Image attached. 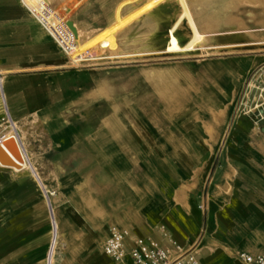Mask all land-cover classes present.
<instances>
[{"label":"crops","instance_id":"crops-1","mask_svg":"<svg viewBox=\"0 0 264 264\" xmlns=\"http://www.w3.org/2000/svg\"><path fill=\"white\" fill-rule=\"evenodd\" d=\"M53 1L59 5V0ZM70 3L77 4L74 11L86 5L82 16L93 15L91 0L60 2ZM68 61L22 0H0V137L9 136L4 135L12 119L40 182L54 192L51 204L63 251L56 259L55 247L52 264H71L73 257L83 258V264H116L103 252L112 227L127 231L130 238L149 237L167 247L169 237L196 252L202 264H242L241 252L264 254V153L257 148L264 146V134L255 136L256 126H247L246 136L241 130L231 137L218 163L212 157L189 176L180 170L172 180H160L152 188L143 182L134 191L127 180L132 167L126 163L118 168V162L132 160L133 142L118 137V122L112 121L113 134L105 121L107 136L101 152L91 159L111 161L112 170L99 178L95 205L85 204V94L79 93L86 92L85 75L70 68ZM249 61L246 67H230L229 59L221 70L208 67L211 86L216 77L232 91L233 78L242 79L253 66ZM176 75L174 82H180ZM144 78L151 82L146 73ZM217 140L214 127L204 141L214 145ZM185 176L189 179L183 182ZM34 179L0 167V264H46L51 226ZM125 261L130 263L128 255Z\"/></svg>","mask_w":264,"mask_h":264},{"label":"rangeland","instance_id":"rangeland-1","mask_svg":"<svg viewBox=\"0 0 264 264\" xmlns=\"http://www.w3.org/2000/svg\"><path fill=\"white\" fill-rule=\"evenodd\" d=\"M61 1L58 7L73 5ZM122 1L91 0L93 15L84 17L82 11L75 17L81 21H76L79 44L107 27L113 8ZM147 4L130 28L126 24L110 32L101 55L86 53L87 59L74 67L85 75L86 92L79 93L85 94L83 202L88 206L96 203L99 178L111 169V161L91 159L101 152L107 136L105 121L118 122V137L133 142L132 160L118 162V168L126 163L132 167L134 172L127 180L134 191L143 182L152 188L160 180H172L180 170L189 176L207 166L212 157L218 163L228 150V140L238 137L241 130L246 136L247 126L257 127L255 136L264 134V0H187L195 34L178 0H150ZM72 12L70 16L76 11ZM128 14L130 10L123 13ZM227 59L230 67H246L251 65L249 59L254 61L242 79L233 78L230 92L216 77L212 87L210 74L206 75L208 67L221 70ZM153 69L167 72L166 81L152 79ZM176 72L180 82H174ZM145 73L151 82L145 80ZM214 127L218 140L210 145L204 140ZM257 148L264 153V146ZM186 179L189 177L182 178L183 182ZM62 251L59 236L56 259ZM69 259L71 264H83V258Z\"/></svg>","mask_w":264,"mask_h":264},{"label":"bare ground","instance_id":"bare-ground-1","mask_svg":"<svg viewBox=\"0 0 264 264\" xmlns=\"http://www.w3.org/2000/svg\"><path fill=\"white\" fill-rule=\"evenodd\" d=\"M149 1L150 0H123L120 3H117L113 8L112 15H110V17L108 18L109 25L79 44V31L77 30L78 24L76 22L77 20H73V27L75 28L76 32L67 24V22L71 18L70 14L73 13L72 11L76 3L72 5L71 8H65V6H56V4H54V2H52L51 0H22L27 9H29L33 15L37 16V20L41 24H43V26L48 30V32L64 50L69 60L68 62L70 63V68L80 66L82 61L87 59L84 54L88 53L91 57L96 56L94 54H98L99 52H101L106 46L105 43L107 36L110 34V32H112L113 29H117L126 24L130 28L133 22L138 18V14L146 10V7L148 6L147 3ZM178 4L181 5L184 11H186L192 34H195L194 22L187 11V0H178ZM63 8L66 9L65 13L62 11ZM125 10H130V14H128L127 16L123 15ZM99 55L101 54H98L97 56ZM152 72V79L157 80L158 82L166 81L167 72L159 71L156 69H153ZM113 123L114 122H112L110 119L108 126L110 131L113 134H116L115 125ZM8 126V133L4 136L14 135L17 138L23 158V161L21 163L22 168L18 169L15 166L8 167L1 164L0 167L4 169L14 170L19 173L30 174L39 182L42 193L44 195V200L48 211V218L51 226V238L47 247L45 263L52 264L59 230L57 229V221L50 197L54 194V192L50 191L44 184L40 182L36 174V168L32 164L30 156L20 140L18 128L16 127V124L12 121V119L9 120ZM0 139H3V136L0 137Z\"/></svg>","mask_w":264,"mask_h":264},{"label":"built area","instance_id":"built-area-1","mask_svg":"<svg viewBox=\"0 0 264 264\" xmlns=\"http://www.w3.org/2000/svg\"><path fill=\"white\" fill-rule=\"evenodd\" d=\"M161 231L167 236L164 230ZM168 241L170 247L149 237L130 238L127 231L112 227L104 242L103 252L116 264H127L126 255L130 258L129 264H202L196 252L184 250L169 237ZM238 259L242 264H264V254L241 252Z\"/></svg>","mask_w":264,"mask_h":264},{"label":"water","instance_id":"water-1","mask_svg":"<svg viewBox=\"0 0 264 264\" xmlns=\"http://www.w3.org/2000/svg\"><path fill=\"white\" fill-rule=\"evenodd\" d=\"M86 8V5L80 7L67 22L75 32L73 27V20L79 15V13ZM169 28V27H168ZM167 28V29H168ZM167 31V30H166ZM23 161L21 150L17 138L14 135L8 136L0 140V164L8 167H16L21 169V163Z\"/></svg>","mask_w":264,"mask_h":264}]
</instances>
